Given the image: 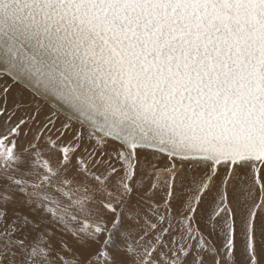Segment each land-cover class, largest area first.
<instances>
[{"label":"snow or ice","instance_id":"1","mask_svg":"<svg viewBox=\"0 0 264 264\" xmlns=\"http://www.w3.org/2000/svg\"><path fill=\"white\" fill-rule=\"evenodd\" d=\"M0 264H264V0H0Z\"/></svg>","mask_w":264,"mask_h":264},{"label":"rangeland","instance_id":"2","mask_svg":"<svg viewBox=\"0 0 264 264\" xmlns=\"http://www.w3.org/2000/svg\"><path fill=\"white\" fill-rule=\"evenodd\" d=\"M41 103H44V102L41 101ZM46 107H48V108H50V109L52 108V107H51L50 105H48V104L46 105ZM60 118H61L62 120H63V119H66V116H64L63 114H61V115H60Z\"/></svg>","mask_w":264,"mask_h":264},{"label":"water","instance_id":"3","mask_svg":"<svg viewBox=\"0 0 264 264\" xmlns=\"http://www.w3.org/2000/svg\"><path fill=\"white\" fill-rule=\"evenodd\" d=\"M51 107H53L51 104H49Z\"/></svg>","mask_w":264,"mask_h":264},{"label":"bare ground","instance_id":"4","mask_svg":"<svg viewBox=\"0 0 264 264\" xmlns=\"http://www.w3.org/2000/svg\"><path fill=\"white\" fill-rule=\"evenodd\" d=\"M49 105V104H48Z\"/></svg>","mask_w":264,"mask_h":264}]
</instances>
